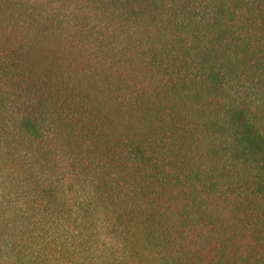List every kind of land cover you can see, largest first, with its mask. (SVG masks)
I'll list each match as a JSON object with an SVG mask.
<instances>
[{"label": "trees", "instance_id": "16d2710c", "mask_svg": "<svg viewBox=\"0 0 264 264\" xmlns=\"http://www.w3.org/2000/svg\"><path fill=\"white\" fill-rule=\"evenodd\" d=\"M0 264H264V0H0Z\"/></svg>", "mask_w": 264, "mask_h": 264}]
</instances>
